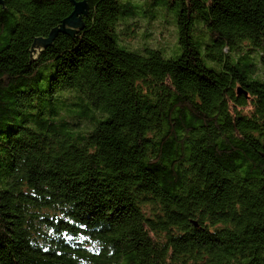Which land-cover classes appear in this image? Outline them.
<instances>
[{
	"label": "trees",
	"instance_id": "16d2710c",
	"mask_svg": "<svg viewBox=\"0 0 264 264\" xmlns=\"http://www.w3.org/2000/svg\"><path fill=\"white\" fill-rule=\"evenodd\" d=\"M260 63L264 0H1L0 264H264Z\"/></svg>",
	"mask_w": 264,
	"mask_h": 264
},
{
	"label": "rangeland",
	"instance_id": "374dc122",
	"mask_svg": "<svg viewBox=\"0 0 264 264\" xmlns=\"http://www.w3.org/2000/svg\"><path fill=\"white\" fill-rule=\"evenodd\" d=\"M155 14L157 20L153 21V23H151L150 17H148L151 15L150 13L142 19L140 30L138 31L139 37H137L140 38V46L145 45L153 49L158 48L166 57L174 53H179L177 29L173 23L174 16L162 10L156 11ZM256 54L259 56V51ZM260 68L264 69L263 63H260Z\"/></svg>",
	"mask_w": 264,
	"mask_h": 264
},
{
	"label": "water",
	"instance_id": "95a60500",
	"mask_svg": "<svg viewBox=\"0 0 264 264\" xmlns=\"http://www.w3.org/2000/svg\"><path fill=\"white\" fill-rule=\"evenodd\" d=\"M68 1H71V0H68ZM0 3H1V0H0ZM76 7H77V6H75V8H76ZM76 14H77V13H76ZM79 22H81V20L78 19V23H79ZM72 25L74 26L75 24L72 23L70 26H72Z\"/></svg>",
	"mask_w": 264,
	"mask_h": 264
}]
</instances>
